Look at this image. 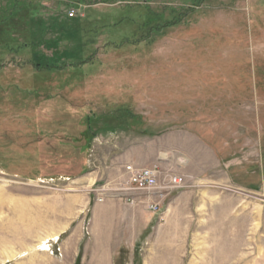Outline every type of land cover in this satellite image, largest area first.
Listing matches in <instances>:
<instances>
[{
    "label": "rangeland",
    "instance_id": "374dc122",
    "mask_svg": "<svg viewBox=\"0 0 264 264\" xmlns=\"http://www.w3.org/2000/svg\"><path fill=\"white\" fill-rule=\"evenodd\" d=\"M0 264H264V0H0Z\"/></svg>",
    "mask_w": 264,
    "mask_h": 264
},
{
    "label": "built area",
    "instance_id": "2783aa9c",
    "mask_svg": "<svg viewBox=\"0 0 264 264\" xmlns=\"http://www.w3.org/2000/svg\"><path fill=\"white\" fill-rule=\"evenodd\" d=\"M74 10L69 11V16H73ZM126 180L117 188L118 193L127 195L129 192H140L149 195H160V190L180 188L185 182V176L180 174H171L167 177V183L165 186H161L160 171L156 166L151 167H135L132 164H128L124 167ZM106 185L94 187L92 191H100L106 189ZM101 200V197L98 198ZM149 208L156 211L157 204L151 203Z\"/></svg>",
    "mask_w": 264,
    "mask_h": 264
},
{
    "label": "trees",
    "instance_id": "16d2710c",
    "mask_svg": "<svg viewBox=\"0 0 264 264\" xmlns=\"http://www.w3.org/2000/svg\"><path fill=\"white\" fill-rule=\"evenodd\" d=\"M70 20H71V21H75V20H72V19H70ZM77 21H78V20H77ZM65 23H68V22H65V21H64V22L60 23V26H61V25H64ZM63 28H64V27H63ZM35 38H36V36H35ZM35 38H34V39H35ZM49 43H50V42H49V40H48L46 44L48 45ZM49 46H50V47H51V46L56 47V44L52 43V45H49ZM33 55H34L33 57L38 56V55H37V52H35V54H33ZM56 58H57V54H54L53 57H52L51 59H49V61H54Z\"/></svg>",
    "mask_w": 264,
    "mask_h": 264
}]
</instances>
